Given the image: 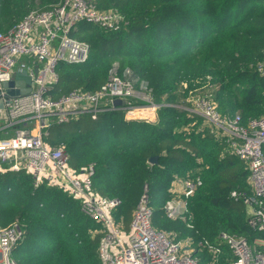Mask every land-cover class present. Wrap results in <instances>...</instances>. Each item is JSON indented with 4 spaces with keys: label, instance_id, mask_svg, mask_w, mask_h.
Wrapping results in <instances>:
<instances>
[{
    "label": "trees",
    "instance_id": "16d2710c",
    "mask_svg": "<svg viewBox=\"0 0 264 264\" xmlns=\"http://www.w3.org/2000/svg\"><path fill=\"white\" fill-rule=\"evenodd\" d=\"M60 0H0V30L7 31L32 9H47ZM98 8L124 15L119 30L80 21L72 36L91 45L84 62L61 60L58 82L46 92L57 99L73 89L94 91L107 80L114 62L120 73L130 68L152 90L157 119H127L125 111L82 114L54 122L45 140L63 145L70 164H95L93 187L119 197L117 220L129 227L133 210L149 185L152 225L175 239L210 240L221 247L217 263L234 259L218 240L224 231L252 244L264 232L248 222L246 206L231 192L252 191L247 162L228 149L226 137L212 131L200 115L182 106L193 93L213 88L222 114L264 116V76L255 69L264 61V0H94ZM158 155V162L150 157ZM202 178L189 199L191 219L168 217L164 205L176 178ZM18 222L24 239L12 255L19 264H100V223L86 215L81 202L59 187L34 185L31 174H0V227ZM191 223V225H189ZM201 262L207 252H196Z\"/></svg>",
    "mask_w": 264,
    "mask_h": 264
},
{
    "label": "built area",
    "instance_id": "2783aa9c",
    "mask_svg": "<svg viewBox=\"0 0 264 264\" xmlns=\"http://www.w3.org/2000/svg\"><path fill=\"white\" fill-rule=\"evenodd\" d=\"M80 21L116 31L125 18L114 9L98 8L94 0H60L47 9H32L9 30H0V174L25 171L32 175L35 186H56L79 200L82 211L103 227L100 264H220L221 247L210 240L175 239L153 227L148 183L125 228L114 215L121 199L102 195L93 187L95 164L76 168L63 145L45 140L54 122H69L82 114L97 118L113 109L125 111L127 119L155 121L159 108L166 105L154 100L147 83L138 82L130 68L120 73L117 61L107 80L94 91L77 88L57 99L46 95L58 82L55 68L59 61L84 62L89 56L91 45L72 36ZM255 69L264 76V61ZM24 70L32 78L31 91L11 93L18 86L9 82ZM212 91L211 87L191 94L185 108L200 114L216 136L226 137L229 151L247 162L252 191L234 190L231 196L242 200L251 226L264 232V116L244 122L240 112L222 114ZM116 98L126 99V103L116 106ZM201 185L200 176L174 179L173 195L164 205L168 217L190 220L189 199ZM24 237L25 229L18 222L0 227V264H19L12 252ZM218 240L235 256L227 264H264V237L251 244L244 236L222 231ZM197 251L207 252L211 259L202 263Z\"/></svg>",
    "mask_w": 264,
    "mask_h": 264
},
{
    "label": "water",
    "instance_id": "95a60500",
    "mask_svg": "<svg viewBox=\"0 0 264 264\" xmlns=\"http://www.w3.org/2000/svg\"><path fill=\"white\" fill-rule=\"evenodd\" d=\"M26 77V78H25ZM32 78L30 75L27 74V70H24L23 72H17L15 78L9 82V85H17L18 88L16 90H11V93L16 94H25L31 91L32 87ZM126 103V99L122 98H116L114 100V105L120 106ZM158 155H153L150 157L151 163H157L158 162Z\"/></svg>",
    "mask_w": 264,
    "mask_h": 264
},
{
    "label": "rangeland",
    "instance_id": "374dc122",
    "mask_svg": "<svg viewBox=\"0 0 264 264\" xmlns=\"http://www.w3.org/2000/svg\"><path fill=\"white\" fill-rule=\"evenodd\" d=\"M189 105H190V102H189V101L187 102L186 100L182 103V106H183L184 108H185L186 106H189ZM13 132H14V128H11V129H10V134H12ZM0 135H3V134H0ZM171 194L173 195L172 192H171ZM172 195H171V196H172Z\"/></svg>",
    "mask_w": 264,
    "mask_h": 264
}]
</instances>
